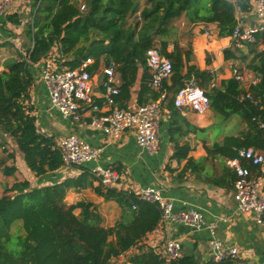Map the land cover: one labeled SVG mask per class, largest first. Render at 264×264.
Listing matches in <instances>:
<instances>
[{
  "label": "trees",
  "instance_id": "obj_1",
  "mask_svg": "<svg viewBox=\"0 0 264 264\" xmlns=\"http://www.w3.org/2000/svg\"><path fill=\"white\" fill-rule=\"evenodd\" d=\"M84 1L87 9L81 12L77 0H32V19L26 31L32 39L31 49L26 57L19 55L3 61L0 58V131L15 141L27 167L39 176L63 165L55 138L37 129L32 107L27 102L33 82L30 66L51 57L54 48L58 53L57 61L66 56L59 62L63 67L74 68L83 59L93 58L88 68L90 73L99 71L100 59L104 57V62H113L120 73L116 102L128 98L141 69L137 94L141 104L158 97V92L148 86L150 78L145 66V50L157 45L172 62L171 87L176 90L194 75L208 95L210 109L217 119L227 120L235 115L245 125L237 133L226 134L211 144L203 139L206 155L198 159L187 157L188 144H179L175 135L181 133L182 125L189 126L195 133L205 128L190 125L171 100L172 158L178 162L186 159L183 171L189 169L201 174L206 170L202 178L216 186L233 184L235 175L225 160L235 157L242 147L264 149V126L260 124L264 122V109L241 99L249 91L264 100V31L257 33L253 42L263 48L248 64L259 75L258 82L241 84L231 77L216 79L208 87L211 75L188 64L191 46L189 43L180 45L173 22L184 16L190 23H216L221 36L231 35L237 24L236 13L248 11L253 0ZM141 1L145 2L142 6ZM130 16L132 20L128 22ZM169 44H172L170 51ZM224 55L229 57L227 49ZM215 160L219 161L220 175L207 171L215 166ZM15 170V166L8 165L1 169L5 175ZM87 175L91 174L43 186H31L24 179L3 189L0 194V264H115L132 247H137L138 252L127 256L130 263L167 264L164 256L141 243L160 221V209L155 202L139 199L130 190L106 188L100 183L94 187L95 192L106 200H115L121 208L120 219L113 226H104L91 202L69 204L65 201L70 187L86 186ZM76 208H80L79 214H75ZM234 260L214 262L234 264ZM170 264L198 263L193 256L183 253Z\"/></svg>",
  "mask_w": 264,
  "mask_h": 264
},
{
  "label": "crops",
  "instance_id": "obj_2",
  "mask_svg": "<svg viewBox=\"0 0 264 264\" xmlns=\"http://www.w3.org/2000/svg\"><path fill=\"white\" fill-rule=\"evenodd\" d=\"M77 2L79 5L80 2L84 1L77 0ZM143 4V1H141V5ZM31 7L32 0H14L5 11L0 13L1 61L9 57H18L19 55L26 57L31 49L33 45L32 39L26 32L27 26L32 19ZM179 19H183L181 25L178 22H173L174 26L178 24L176 28L178 27L183 33L179 43L180 45L189 43L191 46L188 64L195 65L199 70L206 71L211 75L212 78L208 81V87H211L216 79L233 77V68H238L248 77L257 78L256 82H258L259 75L255 73L253 68L248 67V64L253 62L256 52L263 48L262 45L250 42L241 48H237L232 44L231 35L221 36L219 34V27L216 23H190L184 16L179 17ZM131 20L132 17H128V22ZM236 20L243 27L260 25L261 20L258 17L253 1L252 7L248 11H238L236 13ZM183 37L185 39L181 41ZM171 49L172 44H169L168 50L170 51ZM226 49L228 50V58L224 55V50ZM50 55L54 59L56 66L65 68L60 66L59 62L65 59L66 56L57 61L58 53L55 48ZM47 57L29 67V71L33 75V82L29 88L27 102L32 107L31 113L36 118L37 129L52 135L56 143L63 135L75 133L90 145L100 147L99 164L115 169L121 176L117 189L132 190L153 185L172 200L174 211L192 208L202 213L204 223L198 229L186 224L159 221L157 231L147 232L141 243L153 248L155 252L162 255L166 240L172 238L180 241L187 239L194 245V251L191 256L194 257L198 264H209L211 262L213 264H226L225 262L215 263L212 258L210 240L213 235L224 244L235 246L238 249L234 264H264V224H257L251 212H239L236 210L232 182L227 187L216 186L202 178L206 174V170L201 172V174L191 172L189 169L183 171L186 159L178 162L172 158L174 143L173 141L171 142L169 135L171 116L169 101H171L175 88L171 87L173 83L171 78L164 83L168 98L163 102L161 112L158 150L150 155L145 152L141 153L136 143L134 130H125L119 138L111 139L100 129L89 124L88 111L81 120L73 121L63 118L57 109L52 108L48 101L47 87L41 79V71L44 68ZM108 64L104 62V57H102L99 71L91 73L90 94L93 100L101 107H104L105 104L102 82L106 77L102 70ZM115 73L120 89L121 78L117 66ZM140 74L141 69L130 89L128 98L126 100L121 99L120 102L117 101L118 106L132 108L140 104L137 100L141 84ZM243 83L255 84L248 80ZM143 98H146V94ZM181 111L190 125L205 128L204 131L195 133L189 126L182 125L181 133L175 135L179 144H188L187 157L194 159L206 155L202 145L203 139L207 144H211L213 141H219L226 134L237 133L245 126L241 119L235 115L227 120L220 119L222 129L214 135L217 118L211 109L201 115L188 108H181ZM215 162V166H210L207 171L208 173L220 175L222 170L219 167V161L215 160ZM4 165L15 166V172L11 175L3 174L1 169ZM93 165L94 162H87L78 166L63 164L54 171L47 172L44 175H35L27 167L15 141L0 131V194H2L5 187H10L13 183L24 179H27L31 186H43L59 183L70 178H77L84 173L90 174L89 169ZM92 176H86V186L70 187L66 192L65 201L69 204H75L79 201L91 202L102 219V225L113 226L121 217V208L115 200H106L95 192L94 187L99 186L100 182ZM74 212L79 214L80 208H76ZM212 222L215 223L213 234L206 227L207 224ZM135 252H138V248L132 247L121 255L115 261V264H133L128 262L126 258ZM183 253H185L184 250ZM167 264H170V262H167Z\"/></svg>",
  "mask_w": 264,
  "mask_h": 264
},
{
  "label": "built area",
  "instance_id": "obj_3",
  "mask_svg": "<svg viewBox=\"0 0 264 264\" xmlns=\"http://www.w3.org/2000/svg\"><path fill=\"white\" fill-rule=\"evenodd\" d=\"M14 0H0V13L5 11ZM73 1V0H71ZM258 17L261 20L259 26L243 27L237 23L231 33L232 44L241 48L245 44L254 42L257 33L264 31V0H253ZM79 10L86 11L87 5L79 3ZM140 20V12L136 13ZM208 33V31H206ZM52 60V61H51ZM94 59L87 57L79 66L74 68H59L54 64V59L49 57L45 61L41 71V79L48 90V101L52 108L59 111L63 118L79 121L88 111L89 124L100 129L111 139H117L125 130H134L138 148L141 153L154 154L158 150V133L160 128L163 102L168 98V92L164 83L173 74L171 60L162 54L157 45L145 50V66L149 74L148 86L158 92V97L132 108L118 106L115 97L120 89L115 73L116 65L111 62L103 67L105 79L104 107L99 106L91 97V76L88 68ZM232 76L243 83L250 81L255 83L257 78L248 77L238 68H233ZM241 99L249 100L253 106L264 109V100L246 92ZM173 106L176 108H188L196 114H204L210 109L209 97L203 87L196 82L195 76L191 75L184 81L183 86L177 88L171 96ZM264 126V122L260 123ZM64 165H82L94 162L89 169L104 187L117 188L121 179L119 173L110 167L99 164L101 148L92 146L75 133L63 135L57 143ZM247 164H246V163ZM225 164L234 172L233 199L236 210L239 212H251L257 224H264V149L257 150L253 147H242L237 150V155L227 158ZM252 165V168L249 167ZM130 190V189H128ZM139 199L155 202L160 209V222H174L190 225L198 229L204 223L202 213L195 209L182 211L173 210L172 200L165 196L162 191L153 185L143 186L130 190ZM159 225V224H158ZM157 225V226H158ZM157 226L153 229L157 231ZM215 223L207 224L206 227L213 234ZM212 258L215 262L227 259L234 260L238 249L235 246L224 244L212 235L210 240ZM162 256L167 262L179 259L183 255L181 241L175 238L165 242Z\"/></svg>",
  "mask_w": 264,
  "mask_h": 264
},
{
  "label": "rangeland",
  "instance_id": "obj_4",
  "mask_svg": "<svg viewBox=\"0 0 264 264\" xmlns=\"http://www.w3.org/2000/svg\"><path fill=\"white\" fill-rule=\"evenodd\" d=\"M82 1H84V0H82ZM84 3H85V1H84ZM143 3H145L144 1H143ZM144 5V4H143ZM142 6V5H141ZM175 22H178L179 23V25H181V23L183 22V19H175V21H174V23ZM176 26H178V24L176 25ZM176 26H174L175 28H176ZM178 28V27H177ZM177 28H176V30H177ZM178 41L180 40V37H182V31L181 30H179V28H178ZM181 33V34H180ZM185 39V37H183V38H181V41H183ZM181 43H183V42H181ZM188 44V43H187ZM187 44H185V45H182V46H186ZM215 117H216V114H215ZM219 119H217V123H216V127H215V129H214V135L215 134H217L221 129H222V124H221V122H220V119H222V118H220V117H218ZM213 135V136H214ZM6 144H8V143H6ZM9 145V144H8ZM9 148H11L10 146H9Z\"/></svg>",
  "mask_w": 264,
  "mask_h": 264
},
{
  "label": "water",
  "instance_id": "obj_5",
  "mask_svg": "<svg viewBox=\"0 0 264 264\" xmlns=\"http://www.w3.org/2000/svg\"><path fill=\"white\" fill-rule=\"evenodd\" d=\"M181 244H182V247H183L184 252L187 255L191 256L193 254V251H194V245H193V243L190 242L187 239H183V240H181Z\"/></svg>",
  "mask_w": 264,
  "mask_h": 264
}]
</instances>
